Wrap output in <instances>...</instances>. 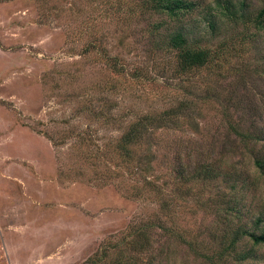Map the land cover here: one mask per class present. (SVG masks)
Returning a JSON list of instances; mask_svg holds the SVG:
<instances>
[{"label": "rangeland", "instance_id": "1", "mask_svg": "<svg viewBox=\"0 0 264 264\" xmlns=\"http://www.w3.org/2000/svg\"><path fill=\"white\" fill-rule=\"evenodd\" d=\"M189 1L200 6L184 31L211 59L176 77V52L146 33L161 16L144 15L142 0H0V264H264V246L244 262L221 253L229 198L246 228L264 219V0H246L238 24L217 4L242 0ZM181 103L178 124L146 138L134 162L114 156L135 116ZM194 152L222 174L187 191L179 171ZM140 162L148 171L131 175ZM145 179L161 198L135 196ZM155 218L148 252L128 249Z\"/></svg>", "mask_w": 264, "mask_h": 264}, {"label": "trees", "instance_id": "2", "mask_svg": "<svg viewBox=\"0 0 264 264\" xmlns=\"http://www.w3.org/2000/svg\"><path fill=\"white\" fill-rule=\"evenodd\" d=\"M143 14L154 17V15L161 16L160 20H154L147 29V36L150 40L152 38L153 47L158 52H168V50L176 52L177 66L172 72L174 76H186L191 75L199 71L200 69H206L207 64L210 62L211 55L205 45V39L199 38L196 41H192L189 38V34L184 31L183 18L187 15L195 12L200 4L195 1L189 0H142ZM225 6L218 3L221 16L226 17L233 22H239L244 15L240 16L243 9L246 7V0L240 1L239 4H235L232 1H226ZM213 14V13H212ZM210 12L205 13L204 19L207 22V16L210 17L209 23L211 27H214L212 18L216 15H212ZM255 27L260 31L264 30V8L259 12L256 20ZM207 93V91H205ZM191 101L188 102L189 105ZM185 107L181 103L178 106H172L164 110H153L145 114L135 116L129 125L126 127L125 132L117 140L114 156L121 160V163H127L128 165L136 160V156L143 150L145 139H150L159 130L170 129L169 125H177L179 121L178 110ZM185 120V119H183ZM245 137V136H244ZM118 148V149H117ZM196 157V163H194L191 169H182L179 171L180 182L178 187H184L187 191H191L197 186L202 185L205 187L207 182H212L221 177V171L217 169L215 164L220 161L207 162V155H203L201 152ZM189 155V159H190ZM183 158L180 159V163ZM221 163V162H220ZM149 166L148 162L146 164ZM257 167L264 173V162L257 160ZM143 163L140 162L137 166L132 165L131 175L143 174L148 171V168L142 167ZM219 168V167H218ZM236 179V176H232ZM201 183V184H199ZM236 189V185L231 186V191ZM135 196H142L146 194L154 197L158 200L162 196L160 188L149 180H144V184L138 187L135 191ZM173 199V198H172ZM170 201V200H169ZM173 201V200H171ZM200 202V200L198 201ZM224 204L227 208L224 210V217H222V237H223V255L225 253L235 254L237 262L247 261L252 255V249L254 247L264 246V219H257L254 227L246 228V225L242 223L243 214L238 207L239 201L236 198H229ZM166 207L168 204H161ZM201 206L207 208V203H200ZM170 208V205H169ZM173 216L171 212H169ZM158 218L145 221L140 225L135 226L133 230L134 237L126 242V246L131 251L139 254L148 252L151 248L150 237L152 231L160 228ZM242 223V224H241ZM187 242V241H186ZM226 242V243H224ZM244 243V244H243ZM189 249L194 252L198 257L208 260H212L207 256L206 249L200 248L197 243L187 242ZM245 248L250 245L249 249L237 251L239 246ZM225 245V246H224ZM210 258V259H209ZM130 263L114 262L113 264H138L137 257L133 255L130 258ZM213 263L212 261H210ZM148 264H154L153 260H150Z\"/></svg>", "mask_w": 264, "mask_h": 264}]
</instances>
